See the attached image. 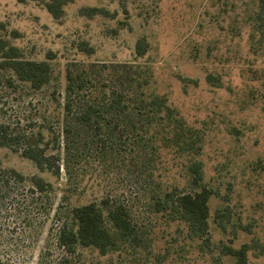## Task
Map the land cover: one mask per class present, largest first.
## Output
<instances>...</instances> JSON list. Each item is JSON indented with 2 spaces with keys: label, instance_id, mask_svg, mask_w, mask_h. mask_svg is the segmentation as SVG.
<instances>
[{
  "label": "rangeland",
  "instance_id": "374dc122",
  "mask_svg": "<svg viewBox=\"0 0 264 264\" xmlns=\"http://www.w3.org/2000/svg\"><path fill=\"white\" fill-rule=\"evenodd\" d=\"M46 1L0 0V39L19 49L24 59L48 61L55 77L46 89L34 92L19 82L8 84L9 73L0 70V124L13 134L33 129L55 139L61 133L60 109L51 92L55 88V98L62 99L66 63L149 67L154 75L150 88L200 135L196 158L202 163L201 186L214 192L209 243L190 238L166 214L153 213L151 194L127 189L114 169L94 163L77 179L62 169L56 179L0 147L1 169H13L27 182L37 175L51 184L38 210L39 200L30 201L27 182L24 189L11 183L7 190L0 188V264H63L65 258L84 264H234L221 254L223 244L250 245L249 264H264V50L253 54L248 44L257 0H73L58 21L43 7ZM86 7L103 9L108 16L81 17L79 11ZM138 38L149 47L142 58L134 53ZM81 41L94 48L93 55L77 51ZM154 159L152 186L193 189L185 159L164 150H157ZM108 191L121 196L146 244L105 257L86 248L67 255L57 246L62 216L72 207L99 202ZM217 208L223 212V228L213 218Z\"/></svg>",
  "mask_w": 264,
  "mask_h": 264
},
{
  "label": "trees",
  "instance_id": "16d2710c",
  "mask_svg": "<svg viewBox=\"0 0 264 264\" xmlns=\"http://www.w3.org/2000/svg\"><path fill=\"white\" fill-rule=\"evenodd\" d=\"M72 1L48 0L43 7L53 20L58 21L64 15L65 6ZM256 2L257 12L250 21L248 38L253 54L264 50V0ZM79 14L86 18L108 16L105 10L97 7L82 8ZM76 48L86 56L94 54V48L87 42H79ZM148 50L144 38L135 41L137 57H144ZM48 57L46 59H51ZM0 70L9 73L8 84L19 82L34 92L46 89L55 78L48 61L24 59L19 49L1 39ZM64 78L62 99L55 98V95L58 97L55 88L51 92V101L60 109V115L56 117L61 127L60 136L46 137L42 131L33 129L13 134L8 126L0 124V147L19 153L39 172H48L56 179L61 176V169L69 178L77 179L94 163L98 167L103 164L108 170L114 169L118 181H125L127 189L132 188L144 196L151 194L153 213L166 214L183 225L190 238L208 244L209 207L214 192L201 186L202 163L196 158L201 150V138L184 124L166 97L150 88L154 81L151 69L132 62H73L66 63ZM157 150L158 153L164 150L166 155H174L179 160L185 159L186 177L193 187L191 191L179 192L176 185L162 188L157 183L152 186ZM108 177L112 178V175ZM26 182V177L17 171L0 168V188L7 190L11 183L24 189ZM50 189L51 184L42 177L34 175L28 179L26 190L32 195V203L39 200L37 210L41 209V200ZM3 192L7 194L5 190ZM62 217L57 246L69 256H76L78 248L92 249L101 257L125 249L135 252L147 241L121 196L109 191L99 202L72 207ZM213 218L223 228L222 210L217 208ZM249 250L251 246L247 244L240 248L223 244L221 254L232 257L234 264H249ZM63 262L84 264L81 261L74 263L71 258H65Z\"/></svg>",
  "mask_w": 264,
  "mask_h": 264
}]
</instances>
